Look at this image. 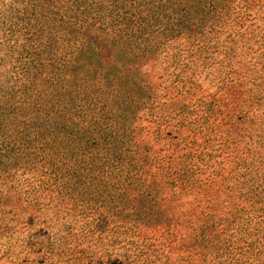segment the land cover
Listing matches in <instances>:
<instances>
[{"label": "rangeland", "instance_id": "1", "mask_svg": "<svg viewBox=\"0 0 264 264\" xmlns=\"http://www.w3.org/2000/svg\"><path fill=\"white\" fill-rule=\"evenodd\" d=\"M0 264H264V0H0Z\"/></svg>", "mask_w": 264, "mask_h": 264}, {"label": "trees", "instance_id": "2", "mask_svg": "<svg viewBox=\"0 0 264 264\" xmlns=\"http://www.w3.org/2000/svg\"><path fill=\"white\" fill-rule=\"evenodd\" d=\"M120 1H125V0H120ZM134 2V1H133ZM116 3V2H115ZM83 8V6H82ZM78 7V5H74L68 8V12L70 15V20L72 21L71 23L74 24V26H77V22L79 23V26H82L83 24L86 25V20L83 19V17L81 16L83 9ZM81 9V10H80ZM115 9V14H117V16H120V18L125 22V23H132L135 24V19H133L132 14L130 15V12L128 11V9H122L121 11H119L118 8H114ZM114 23H112L111 25V31L114 33L115 37L117 36H122V29H120V27L118 25H115V23H117V21H113ZM106 28V25H105ZM170 29L175 30V36L184 32H190V30H192L191 26H187L185 29L184 28H179L176 29L175 27H170ZM117 38L114 39L115 42ZM164 40V39H163ZM162 40V42H163ZM161 43V42H160Z\"/></svg>", "mask_w": 264, "mask_h": 264}]
</instances>
